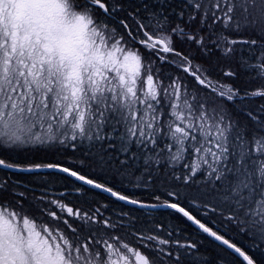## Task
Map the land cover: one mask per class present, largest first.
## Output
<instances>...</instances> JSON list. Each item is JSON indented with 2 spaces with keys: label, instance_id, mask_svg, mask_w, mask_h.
<instances>
[{
  "label": "snow or ice",
  "instance_id": "obj_1",
  "mask_svg": "<svg viewBox=\"0 0 264 264\" xmlns=\"http://www.w3.org/2000/svg\"><path fill=\"white\" fill-rule=\"evenodd\" d=\"M0 264H264V0H0Z\"/></svg>",
  "mask_w": 264,
  "mask_h": 264
}]
</instances>
